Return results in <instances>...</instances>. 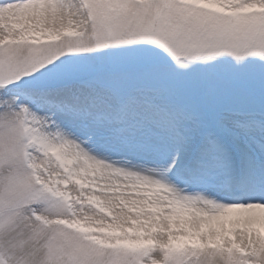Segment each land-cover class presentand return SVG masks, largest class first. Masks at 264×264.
Instances as JSON below:
<instances>
[{
  "label": "snow or ice",
  "instance_id": "6c2138e0",
  "mask_svg": "<svg viewBox=\"0 0 264 264\" xmlns=\"http://www.w3.org/2000/svg\"><path fill=\"white\" fill-rule=\"evenodd\" d=\"M0 264H264V0H0Z\"/></svg>",
  "mask_w": 264,
  "mask_h": 264
}]
</instances>
